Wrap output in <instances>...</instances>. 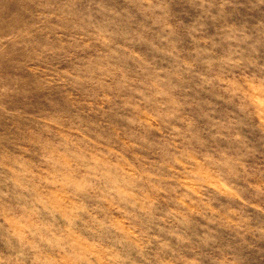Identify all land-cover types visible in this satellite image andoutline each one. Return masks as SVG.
I'll list each match as a JSON object with an SVG mask.
<instances>
[{"label": "clouds", "instance_id": "obj_1", "mask_svg": "<svg viewBox=\"0 0 264 264\" xmlns=\"http://www.w3.org/2000/svg\"><path fill=\"white\" fill-rule=\"evenodd\" d=\"M0 264H264V0H0Z\"/></svg>", "mask_w": 264, "mask_h": 264}]
</instances>
